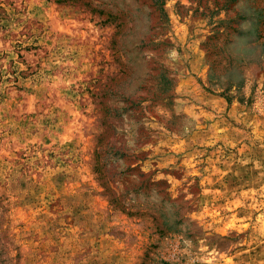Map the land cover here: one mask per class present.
Listing matches in <instances>:
<instances>
[{
	"label": "rangeland",
	"instance_id": "374dc122",
	"mask_svg": "<svg viewBox=\"0 0 264 264\" xmlns=\"http://www.w3.org/2000/svg\"><path fill=\"white\" fill-rule=\"evenodd\" d=\"M259 11L0 0V264H264Z\"/></svg>",
	"mask_w": 264,
	"mask_h": 264
},
{
	"label": "trees",
	"instance_id": "16d2710c",
	"mask_svg": "<svg viewBox=\"0 0 264 264\" xmlns=\"http://www.w3.org/2000/svg\"><path fill=\"white\" fill-rule=\"evenodd\" d=\"M258 14H259V16H257V21H258V26L256 27V29L258 30V28H259V25L261 24H263V22L262 21H264V15H263V13L261 12V11H259L258 12ZM256 29H254V31H256ZM250 32H252V30L250 29V30H248V32L247 33H250ZM260 38H261V36H260ZM252 43H255V42H247V46H251V44ZM228 82H229V79H228ZM231 84V83H230ZM236 85L237 84H239V83H235ZM230 88V85L227 87V89H229ZM226 98V100H227V102H229V97H225ZM95 171L96 172H98L99 173V167H96L95 168ZM116 200H117V197H112L111 199H110V203H112V204H114V205H118V203L116 202ZM162 222H163V225H166V223H167V219H166V217L164 216V215H162Z\"/></svg>",
	"mask_w": 264,
	"mask_h": 264
}]
</instances>
